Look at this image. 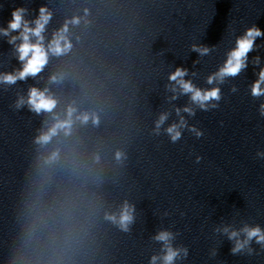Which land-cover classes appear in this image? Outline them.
<instances>
[{"label": "water", "instance_id": "1", "mask_svg": "<svg viewBox=\"0 0 264 264\" xmlns=\"http://www.w3.org/2000/svg\"><path fill=\"white\" fill-rule=\"evenodd\" d=\"M17 7L29 21L46 7V42L67 24L72 48L51 56L36 77L0 84V264H150L163 254L154 237L164 230L189 250L176 264H264L259 244L252 242V255H232L222 232L264 228V160L256 158L264 117L249 95L259 71L253 58L264 67V38L249 67L219 85V109L181 113L202 138L185 130L171 143L164 131L179 121L176 109L190 104L188 95L172 99L169 75L184 67L186 80L214 87L207 79L236 37L253 23L264 29V0H0V27ZM8 39L0 37V73L22 67ZM193 45L211 51L201 56ZM31 87L49 90L58 102L53 113L16 107ZM69 107L98 123L76 120L70 136L37 143ZM163 113L169 116L157 134ZM53 151L60 158L49 164ZM125 203L135 209L127 231L108 219Z\"/></svg>", "mask_w": 264, "mask_h": 264}, {"label": "clouds", "instance_id": "2", "mask_svg": "<svg viewBox=\"0 0 264 264\" xmlns=\"http://www.w3.org/2000/svg\"><path fill=\"white\" fill-rule=\"evenodd\" d=\"M28 10L24 7H17L11 13V19L7 21V27H0V37H9L8 43L12 44L18 54V60L22 67L13 73H0V84H15L17 81L26 80L28 77H36L40 74L45 66L49 63L51 56H61L69 52L72 48L68 32V25L53 33L52 39L46 42L44 35L46 26L51 19V13L46 7H41L39 16L32 21L26 19ZM72 23H79L78 20H73ZM13 32H18V35H12ZM264 38V29H261L255 23L246 27L242 34L236 37L235 45L226 54L224 63L218 71L211 74L207 79V84L215 85L209 88H199L191 80H186L189 71L184 67H177L174 72L169 75V81L175 82L171 86V91L176 93L172 99H177L179 95H188L190 104L183 109L177 108L176 114L179 121L168 126L164 131L170 138L171 143L179 142L187 130L197 139L204 136V131L198 128L195 124H189L188 120L181 115L182 112L188 116L194 117L196 109L203 112H209L219 109L220 102L224 99L223 92L219 85H222L229 77H237L249 67V54L257 50V39ZM19 41L20 43H17ZM192 50L199 53L201 56L210 53L211 49L206 46L193 45ZM256 77L249 85V95L254 99L261 101L258 106L260 117H264V67H261V57L256 56L252 60ZM51 81L55 82L57 76H52ZM232 93H237L239 90L235 86L231 89ZM57 100L50 94L47 88L39 89L31 87L28 91L27 98L21 96L16 107L21 108L25 104L29 109L37 114L53 113L57 107ZM192 105H195L193 107ZM169 113H163L156 121V132L159 134L161 127L167 121ZM93 123H98V119L89 113L76 115V109L69 107L63 118L59 115L53 116V122L46 126V130L37 138V143L41 145L49 144L53 138L63 134L70 136L72 134L73 125L76 120L81 123H88L89 120ZM60 158L59 151H53L47 158V163L53 164ZM120 154L117 153V159ZM256 158L264 160V150L256 152ZM202 156H196V163H200ZM75 164V158L73 159ZM134 206L125 203L119 213L109 216L108 219L116 223L122 230L127 231L129 225L134 220ZM221 231V229H217ZM222 232L227 235L228 239L233 242L230 249L232 255H238L245 250L249 255H252L254 249L251 247L253 241L264 249V228L259 225H245L243 228L234 230L230 226H225ZM176 234L167 230L160 231L154 239L162 242V255L153 256L150 264H176L178 260L186 259L189 255V250L186 247H175L173 240ZM216 253L214 252L213 255Z\"/></svg>", "mask_w": 264, "mask_h": 264}]
</instances>
